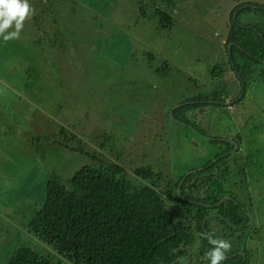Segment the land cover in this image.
Segmentation results:
<instances>
[{"label": "rangeland", "instance_id": "rangeland-1", "mask_svg": "<svg viewBox=\"0 0 264 264\" xmlns=\"http://www.w3.org/2000/svg\"><path fill=\"white\" fill-rule=\"evenodd\" d=\"M247 2L264 4L174 0L168 8L174 23L165 27L152 14L154 0H145L144 15L138 0H29L35 14L20 38H0V264L7 248L40 240L28 222L51 173L67 182L83 165L110 159L130 169L152 167L164 191L202 169L208 134L231 136L241 123L245 147L234 148L221 173L255 217L257 232L249 227L252 218L243 231L247 239L254 235V264H264V82L256 69L248 78L241 71V78L228 68L230 78L237 74L247 87L236 99L237 76L230 81L211 73L230 56V22L262 20L261 10L232 17ZM215 91L222 99H214ZM196 98L207 102L188 107L181 119L178 107ZM205 200L194 202L211 206ZM171 205L178 208L175 218L185 215V206ZM209 230L221 239L214 226ZM237 230L228 236L236 242ZM44 246L56 261L75 264L53 245Z\"/></svg>", "mask_w": 264, "mask_h": 264}, {"label": "trees", "instance_id": "trees-1", "mask_svg": "<svg viewBox=\"0 0 264 264\" xmlns=\"http://www.w3.org/2000/svg\"><path fill=\"white\" fill-rule=\"evenodd\" d=\"M144 2L138 0L141 15L148 10ZM173 3L174 0H154L155 7L151 11L162 26L169 27L174 23L173 16L168 12ZM245 4L254 6L239 11L235 18H240L239 13L249 10H261L263 18L256 22H244L253 26L249 29L241 22L239 25L235 20L230 22L231 34L229 31L227 44L232 40L234 42L229 49L230 56L215 65L211 73L232 81L237 74L241 75V71L248 78L256 69L255 74L264 82V4L262 7L253 2ZM238 9L232 10V17ZM249 63L258 66L247 65ZM230 67L237 73L232 78L227 72ZM157 73L160 74V69ZM246 88V85L243 86V89ZM213 94L214 99H222L221 91ZM200 99L196 98L193 102L184 100L183 105L178 107L180 118L187 119L183 113L188 107L207 102ZM191 119L197 122V117ZM208 135L211 139L205 138L204 143L209 146V155L205 153L200 157L206 161L203 164L205 168L199 180L194 182L197 195L188 197L203 203H208L205 199H210L211 206L182 198L184 191L181 189L179 193V181L167 184L164 191L159 190L162 176L150 166L130 169L114 160H101L83 165L67 182L51 173L44 193L32 207L28 222L30 233L40 240L35 245L23 242L7 248L3 251V264H65L56 261L52 255L44 254L43 251H47L44 245L48 244L75 264H206L204 254L208 244H204L202 239L210 233L209 226H214L221 239H228L232 244L222 264H254L259 257L253 247L250 249L254 235L247 239V232L243 229L251 218L249 227L255 225L254 233L259 227L254 215L243 207L239 196L232 189L222 190L223 186L226 187V174L221 173V167L226 160L219 163L213 158L216 139L220 135ZM76 150L83 151L80 148ZM226 195L234 198L221 201ZM172 201L177 206H185L184 216L174 217L172 210L178 208L172 209ZM204 219H207L205 223ZM209 221L215 222L208 224ZM232 225H236L235 228ZM235 229H238L234 235L238 242L234 237H228L229 230L235 232ZM255 237L260 238L258 235Z\"/></svg>", "mask_w": 264, "mask_h": 264}, {"label": "clouds", "instance_id": "clouds-1", "mask_svg": "<svg viewBox=\"0 0 264 264\" xmlns=\"http://www.w3.org/2000/svg\"><path fill=\"white\" fill-rule=\"evenodd\" d=\"M249 3L250 2H247V4ZM239 6L236 7L239 8L237 13L251 5L243 4V7ZM34 14L35 9L30 5L29 0H0V38H2L4 42L19 39L20 33L24 28V22L26 19H30ZM237 80L238 84L240 82V90L237 96H235L236 99L240 98L241 94L239 93L243 84L241 78L237 77ZM243 95H245V93ZM229 101L232 102L230 108L233 109L232 99H229ZM205 238L212 247L205 252L204 261L206 264H222V262L227 259L226 253L232 248L231 242L226 239L213 238L212 233L206 234Z\"/></svg>", "mask_w": 264, "mask_h": 264}, {"label": "flooded vegetation", "instance_id": "flooded-vegetation-1", "mask_svg": "<svg viewBox=\"0 0 264 264\" xmlns=\"http://www.w3.org/2000/svg\"><path fill=\"white\" fill-rule=\"evenodd\" d=\"M251 6H254V5H251ZM258 7H260V5H258ZM255 20H258V19H255V18L249 19L247 22H249V21L256 22ZM244 26L247 28L253 27V26H250L248 24H244ZM237 77H238V75H237ZM241 81L243 83V80H241ZM243 86H245L244 83L242 84V88H241V91L239 94H241L243 91H244V93H246V89H243ZM205 101H207V100H205ZM241 116H242V118H248V115L244 114V112H241ZM244 125H245L244 123H241V125H238L237 132L231 134V136L225 137V136L220 135V137H218L219 140L216 139L215 145L217 146V148H216L217 150L213 156V158L215 159L214 161L219 162V163H223L225 160L230 158L231 152L234 150V148H235V150L239 151L245 147V142L243 141V132H242V131H244V128H245ZM229 138H231V139H229ZM208 148H209V146H208ZM241 157H242V155H241ZM240 160H241V158H240ZM203 163L205 164L206 161ZM204 168H205V165H203L202 169H200V170H193V171L189 172L187 175L180 176L181 178L178 182L179 193L181 192V189H182L184 191V193H187L189 195H191V194L197 195V193L195 192V190H196L195 186L196 185H194L195 184L194 182H197L199 180V178L202 176ZM226 187H227V190H231L232 185H226ZM190 190H191V193H190ZM181 196H182V194H181ZM226 198H227V195L222 197L221 201L225 200ZM188 201L194 202V200L190 199V198H188Z\"/></svg>", "mask_w": 264, "mask_h": 264}, {"label": "water", "instance_id": "water-1", "mask_svg": "<svg viewBox=\"0 0 264 264\" xmlns=\"http://www.w3.org/2000/svg\"><path fill=\"white\" fill-rule=\"evenodd\" d=\"M231 103H232L231 101L227 102L228 105H230ZM227 198H229V197H227Z\"/></svg>", "mask_w": 264, "mask_h": 264}]
</instances>
